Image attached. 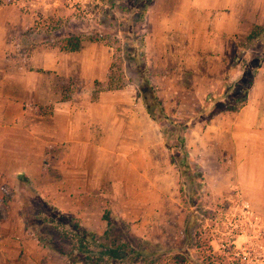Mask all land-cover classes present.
Wrapping results in <instances>:
<instances>
[{"label": "rangeland", "instance_id": "rangeland-1", "mask_svg": "<svg viewBox=\"0 0 264 264\" xmlns=\"http://www.w3.org/2000/svg\"><path fill=\"white\" fill-rule=\"evenodd\" d=\"M149 2L0 0L1 5L17 8L14 13L10 8L0 11L2 19L16 18L18 22L1 27V33H17L7 42L12 49L19 44L22 51L38 46L61 50L59 40L76 34L83 37V44L93 42L112 50L113 60L106 79L77 82L78 90H75L77 85L60 82L58 90L62 99L71 97L75 91L82 102L94 101L105 91L111 99L123 103L122 110H113L115 114L124 113L125 109L128 113L136 111L135 105H126L128 101L139 100L146 108V98L161 120V124L154 121L146 108L145 114L150 118L146 123L151 125L145 124L140 135L133 132L137 129L136 120L126 127L128 131L122 128L120 137L116 136V130L107 132L106 145L113 157L108 162L115 172L120 169V176L114 175L110 184L103 187L106 199L102 201L91 199L89 194L88 198L84 193L79 195L75 185L65 184L61 189L47 179L33 186L24 180L9 186L0 203V219L15 224L17 231L12 236L19 240L20 246L30 243V249L34 250L35 254L28 256L32 260L23 264H35L36 260L43 264L52 252H63V257L70 253L69 236L75 230L74 218H79L89 230L96 226L103 242L133 246L157 243L170 248L171 256L180 260L184 257L188 264H211L210 261L264 264V193L261 192L264 186L251 182L245 137L240 138L237 148H232L230 137L218 129L222 118H217L220 114L232 115L243 107L254 73L264 61V32L255 28L254 33L259 37L257 40L250 37L245 42V49L235 57V73L228 75L223 89H196L191 95L188 90L175 89L162 72L157 74L155 81L159 88H155L149 77L141 23ZM98 36L99 41L91 40ZM146 75L161 97L169 119L179 126L172 125L154 105ZM176 75L174 72L176 78L181 74ZM51 108V103L44 104V115L50 114ZM183 135L191 159L189 166L180 165L184 154L180 152L177 137ZM117 152L121 156L119 161ZM217 161L224 171L217 169ZM202 162L208 170L203 169ZM253 162L255 165V159ZM48 175L57 181L55 169L48 170ZM5 211L10 216L6 217ZM104 228L106 235L102 232ZM19 257L27 256L22 251ZM179 262L172 264H184Z\"/></svg>", "mask_w": 264, "mask_h": 264}, {"label": "crops", "instance_id": "crops-1", "mask_svg": "<svg viewBox=\"0 0 264 264\" xmlns=\"http://www.w3.org/2000/svg\"><path fill=\"white\" fill-rule=\"evenodd\" d=\"M7 8L12 13L17 10L14 5L0 4V11ZM18 11L22 14L19 8ZM141 23L153 86L159 88L155 79L162 72L175 89L188 90L192 95L196 89L225 87L228 75L235 73V57L245 49V42L250 37L257 40L255 28L264 32V0H152ZM6 24L18 22L16 18L0 17V203L9 186L21 182L22 174L30 186L47 179L61 189L65 184L75 185V191L87 198L89 194L94 200L106 199L103 187L114 175L120 176V169L115 172L108 162L113 157L106 145V134L113 129L120 137L122 128L128 131L126 127L134 120L137 129L133 132L137 136L144 132V125H151L146 123L150 118L144 104L128 101L126 105H135L136 111L128 113L125 109L124 113L114 114L113 110L121 109L123 103L111 99L105 91L94 101L82 102L75 91L62 99L60 82L77 85L78 90L77 82L106 79L112 50L93 42L68 52L44 46L22 51L19 44L12 49L7 42L17 33H1ZM174 72L180 77L187 73L189 77L179 79L173 77ZM254 74L243 107L217 118H222L218 129L230 137L232 148H237L240 138L245 137L251 182L264 186V61ZM50 103L51 113L44 115V104ZM120 158L118 153L117 160ZM217 162V169L224 171ZM49 167L58 173L56 182L48 175ZM203 169L208 170L205 164ZM91 193L99 196L95 198ZM92 228L101 232L96 226ZM16 231L15 224L0 219V264H23L35 254L30 243L20 246L12 236ZM22 251L27 257H19ZM52 253L43 264H69L63 254ZM35 264L42 263L36 260Z\"/></svg>", "mask_w": 264, "mask_h": 264}, {"label": "trees", "instance_id": "trees-1", "mask_svg": "<svg viewBox=\"0 0 264 264\" xmlns=\"http://www.w3.org/2000/svg\"><path fill=\"white\" fill-rule=\"evenodd\" d=\"M151 2L152 0H150L149 4ZM148 6L143 10V19ZM100 39L101 37L99 36L91 38L92 41H99ZM82 45L83 37L75 34L68 35L62 40H59L58 47L63 51H78ZM145 78L147 82L150 81L148 75H146ZM147 86L151 91L154 105L159 107V111L162 116L169 119V116L166 114L162 102L157 96L154 88L149 82ZM144 99L148 113L154 121L161 124L160 118L157 117L156 112L152 109V104L149 103L148 99ZM246 99L247 98L244 100L245 102ZM169 121L174 126L180 125L172 119H169ZM160 127L163 131V125H160ZM177 143L180 146V152L184 154V157L180 160V165L189 166L191 159L189 158V153L186 148V137L184 135L177 137ZM20 179L28 182V179L24 174L20 175ZM72 224L75 228L74 232L71 236H69L72 251L64 254L69 259V264H172L174 261H180L179 263L184 262V264H188L184 257L180 260L179 258H176V256H171V249L167 246H161L152 242H145L143 245L139 246H133L127 243L112 245L100 240L97 232L84 227L79 218H74ZM106 233L107 230L104 232V235H106ZM210 263L215 264L214 261H210Z\"/></svg>", "mask_w": 264, "mask_h": 264}]
</instances>
